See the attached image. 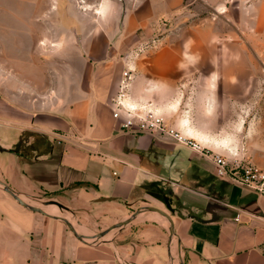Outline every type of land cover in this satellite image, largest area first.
<instances>
[{
	"label": "crops",
	"instance_id": "0c3cea01",
	"mask_svg": "<svg viewBox=\"0 0 264 264\" xmlns=\"http://www.w3.org/2000/svg\"><path fill=\"white\" fill-rule=\"evenodd\" d=\"M195 2L218 10L223 35L231 12L234 18L237 13L264 46V0H109L99 5L109 16V43L96 50L101 56L90 57L89 74L67 106L29 114L0 97V180L16 194L141 210L109 241L93 244L78 240L61 220L32 212L0 191V264H264L263 195L218 177L209 155L126 131L113 118L111 99L128 68L133 70L130 105L155 109L166 119L188 107L207 111L208 87L189 94L178 86L194 78L195 64L204 69L200 75L207 85L211 23L182 27L177 22ZM117 16L121 25L114 22ZM163 17L173 21L163 46L148 55L129 53ZM225 47L242 45L233 41ZM189 122L176 128L205 142ZM188 126L194 129L185 130Z\"/></svg>",
	"mask_w": 264,
	"mask_h": 264
},
{
	"label": "rangeland",
	"instance_id": "374dc122",
	"mask_svg": "<svg viewBox=\"0 0 264 264\" xmlns=\"http://www.w3.org/2000/svg\"><path fill=\"white\" fill-rule=\"evenodd\" d=\"M106 1L109 0H0V97L29 114L67 106L68 100L75 97L74 90L83 86L81 78L89 74L87 62L91 61L90 57L101 56L100 53L96 54V50L101 51L102 45L109 43V16L101 14L99 8ZM217 11L213 6L195 2L177 19L182 27L202 20L211 23V63L208 71L205 70L207 85L201 80L200 64L193 65L195 75L192 80L181 81L178 85L181 91L190 89L189 94L192 90L196 93L202 87H208L210 95L206 103L207 111L202 114L189 112L188 107L182 111L178 109L169 118H164L168 125L175 128L178 122L189 120L198 134L207 136L206 142H196L209 151L210 158L220 155L231 168L237 164L262 166L263 38L251 31L248 23L240 21L237 13L234 18L232 12L230 24L224 27L226 35H223V31L219 32L217 27ZM171 19L172 17L158 19L152 31L143 33L141 44L128 52L134 56L143 53L148 55L150 50L162 47L164 37L171 35ZM233 19L237 20L236 24ZM114 22L121 25L122 17H115ZM115 34L112 33L117 39L120 32ZM233 41H237L242 47L227 49L225 46ZM105 53L107 55L108 51ZM233 55L241 61L228 62L227 57ZM128 70L132 71L133 76V70L128 68L125 71ZM0 191L17 203L2 186ZM21 199L50 215L65 218L76 231L83 230L82 233H77L93 244L109 241L122 228L113 229L102 238L96 237L127 217L131 218L137 211L131 207L112 208L103 201L75 202L72 198L58 195ZM50 201L61 203L67 210L47 204ZM61 222L74 235L66 223Z\"/></svg>",
	"mask_w": 264,
	"mask_h": 264
},
{
	"label": "built area",
	"instance_id": "2783aa9c",
	"mask_svg": "<svg viewBox=\"0 0 264 264\" xmlns=\"http://www.w3.org/2000/svg\"><path fill=\"white\" fill-rule=\"evenodd\" d=\"M132 71L122 73L119 91L111 100L113 118L122 121V128L132 133H149L183 145L195 152L209 155L195 139L184 135L177 128L168 125L162 114L155 109L135 107L129 104ZM212 161L218 177H230L236 183L248 187L264 196V164H237L231 168L220 155H214ZM236 220H239L237 217Z\"/></svg>",
	"mask_w": 264,
	"mask_h": 264
},
{
	"label": "water",
	"instance_id": "95a60500",
	"mask_svg": "<svg viewBox=\"0 0 264 264\" xmlns=\"http://www.w3.org/2000/svg\"><path fill=\"white\" fill-rule=\"evenodd\" d=\"M0 186L3 187V189L5 190V192H7L11 197H13V199L19 204L21 205L22 207L32 211V212H35V213H40V214H43L45 216H49V217H53L55 219H59L61 221H64L67 225V227L69 228V230L74 234V236L82 241V242H86L87 239H85V236H82V235H79L77 233V231L72 227V225L63 217H60V216H55V215H50L48 213H46L45 211H43V209L39 208V207H35V206H32V205H29L27 202H25L23 199H21V197L16 194L6 183H4L3 181L0 180ZM47 204H50V205H55L57 206L58 208L60 209H64V210H67V208L65 206H63L61 203L57 202V201H50L49 203ZM147 210H150V211H153V212H157L159 213L160 215L166 217L167 219L170 220L169 216L163 212L162 210L158 209V208H154V207H148ZM141 212V210H138L136 211L132 216L131 218L121 222V223H117L115 226L111 227L107 232H103L99 235H97V239L99 238H102L103 236H105L108 232H110L111 230L113 229H118V228H122L126 225H128L131 221H133L137 216L138 214Z\"/></svg>",
	"mask_w": 264,
	"mask_h": 264
},
{
	"label": "bare ground",
	"instance_id": "6f19581e",
	"mask_svg": "<svg viewBox=\"0 0 264 264\" xmlns=\"http://www.w3.org/2000/svg\"><path fill=\"white\" fill-rule=\"evenodd\" d=\"M187 124H188V123H187ZM187 124H186V125H187ZM185 127H186V126H185ZM187 129L190 130V129H193V128H192L191 126H188ZM205 139L208 140V139H207V136H205ZM214 141H215V140H214ZM205 142H206V141H205ZM202 143H203V142H202ZM26 202H27V201H26ZM29 204H31V203H29ZM31 205H33V204H31ZM53 212H54V211H53ZM55 212H56V211H55ZM157 214H158V213H157ZM77 232H78V233H80V232L82 233L83 230H81V229H77ZM83 235H84V234H83ZM88 237H89V236H88Z\"/></svg>",
	"mask_w": 264,
	"mask_h": 264
}]
</instances>
